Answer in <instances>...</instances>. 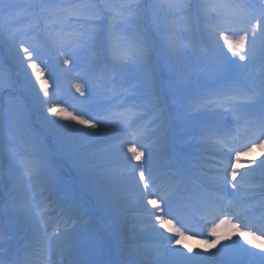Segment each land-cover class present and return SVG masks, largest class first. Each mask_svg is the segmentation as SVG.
Instances as JSON below:
<instances>
[{
	"label": "rangeland",
	"instance_id": "1",
	"mask_svg": "<svg viewBox=\"0 0 264 264\" xmlns=\"http://www.w3.org/2000/svg\"><path fill=\"white\" fill-rule=\"evenodd\" d=\"M88 1L98 3L100 8L103 6V11L94 8L101 14L99 19L92 21L93 24L99 25V29H93L91 26L81 27L75 16L64 19V7L75 8L82 5V0H4L6 7H0V28L3 29L4 35L15 32L31 22L35 16H46L51 22L53 13L59 21L56 27L63 29L67 34L96 31L95 39L85 36L84 46L75 52L69 48L64 49L73 56L74 62L68 65H64L60 58L59 47L53 49L47 43L48 37L42 30L43 20L40 22V30L32 34L30 43L39 52L38 67L43 72L42 79L48 81L50 97L56 102L52 106L63 108L66 113L73 115L80 113V118L83 119L99 120L103 125V134L94 138L91 144L56 140L40 119V109L35 103V96L39 94L41 100L44 97L35 77L31 75V69H27L28 75L25 76L10 45L0 41V264H12L16 261H23L24 264H58L70 258L69 245L75 241H79V255L87 264H186L181 257L171 256L166 251V242L157 236L153 237V233L161 230L160 233L165 236L168 229L177 223L179 206L175 202H178V195L184 187L183 181L190 186L201 185L205 189H212L206 176H210V171H217L218 160L213 157L214 153L221 152L218 158H222L226 149L211 141H205L203 137L214 134L216 129L200 124L201 115L196 112L188 115L182 105L195 103L209 96L227 97L238 89H250L253 84L258 85L260 70L264 67L261 62L264 56V39L258 37L250 48L246 44L251 60L241 62L238 57H233L228 52L222 39L227 35L230 40H238L239 34L233 33L238 32L239 24L220 33L217 37L219 48L215 51L208 45L204 26L192 27L191 31H187L182 25L180 36L184 41L190 42V47L186 48V57L182 64L178 65L167 50L166 25L163 18L154 17L153 25L148 26L151 5L155 0ZM128 2L136 8L138 18L132 23L117 20L110 24V10ZM190 2L195 5L199 0ZM239 2L257 9L264 7V0ZM41 3L51 5L52 9L42 12L39 8ZM141 16L143 22H140ZM49 26L53 25L50 23ZM110 32L113 40H118L124 45L142 42L145 49L143 65L129 61V68L124 72L115 67L109 53ZM68 38L71 39V35ZM241 64L245 66L240 67ZM181 67L188 79L179 96L180 103L173 104L169 85ZM29 77L31 84L28 83ZM102 77L110 86L115 87L119 95L104 87L105 80ZM70 79L74 81L73 85L68 82ZM149 79L156 86L151 89L142 87ZM78 83L82 87L86 86L83 96L76 91L75 85ZM124 89H132L141 96L155 92L160 101L161 120L150 127L143 138L146 144L151 145V156L145 154L140 160L132 159L128 149L141 150L135 143L124 144L122 151L131 165L138 166L147 160V167L155 183L167 181L168 177L172 179L171 176H177L179 179H173V182L164 185V188H159L165 190L169 185H178L167 205V214L157 213L166 221L165 226L159 225L154 217L143 216L134 205L127 202L128 181L115 174L120 170L128 171L124 159L114 154L112 149V145L123 138L122 129L118 122H109L103 117L108 113L123 110L135 99V96L125 93ZM259 110L256 107L252 111V116L257 120L260 116ZM217 112L223 117V123L230 125V130L235 132L232 114L224 112L223 109H217ZM43 114L48 115L46 111ZM9 118L16 121L17 127H8ZM48 118L57 119L51 116ZM148 119L149 117H145L143 123ZM57 123H70L82 132L92 131L82 125H75L72 121L57 120ZM21 136L36 146L30 155L45 161L41 176L36 182L39 183L40 179H43L56 193L48 201L50 217L46 226L30 218L26 209L21 207L32 199L30 182L23 176L16 160L7 156L9 147L18 151L24 150L25 144L21 142ZM252 139L254 137L248 134L242 135L233 142V147L246 150L251 146ZM77 153H88L94 157L91 180H87L82 174L75 158ZM241 160L242 168L254 169L264 160V153L260 148H256L250 155L242 156ZM189 161L195 162L192 171L185 169ZM250 164L251 167L248 166ZM181 171L182 175L179 173ZM255 174L260 175V170L257 169ZM135 179L138 181L139 176L136 175ZM254 185L251 191L256 193L255 199H259V185ZM140 190L144 191L142 186ZM48 195L46 192L45 197ZM57 198L66 200L65 208L72 209V223L67 228L61 227L59 231L56 230L57 221L62 223L66 213H62L57 207ZM148 198L156 199L155 193ZM157 203H161L159 199ZM144 205L149 212H156L154 206L148 205L146 200ZM161 207L164 208L165 205L161 204ZM235 217L237 216L234 214L229 215L231 223L221 225L217 229L216 237L208 235L203 239L202 233H190L189 226L181 228L185 235L179 246L191 248L189 257L193 258L201 256V248H205L210 257L216 259L212 264H224L227 261L225 256L233 260L237 249L228 250L227 247L234 241L237 233L232 225L235 224L241 232L252 231L246 224H242L244 216L238 222ZM222 218L220 216L212 223L219 224ZM253 233L259 239H237L238 253L251 250L256 257H264V251L261 250L264 248V235L254 231ZM130 234L135 236L131 237ZM186 238L199 241L190 244ZM217 238L218 242L213 246L212 241ZM199 244L203 247H199ZM259 262L264 264V261Z\"/></svg>",
	"mask_w": 264,
	"mask_h": 264
},
{
	"label": "snow or ice",
	"instance_id": "2",
	"mask_svg": "<svg viewBox=\"0 0 264 264\" xmlns=\"http://www.w3.org/2000/svg\"><path fill=\"white\" fill-rule=\"evenodd\" d=\"M0 7H6L4 0H0ZM32 7H36V5H32ZM84 7V5H79L75 8L71 6L64 7V19L66 20L71 16H75L77 18L76 22L80 23L81 27L91 26L93 29H99V25L92 23L93 20L100 18L99 12L95 11L93 6L89 5L87 14H83L82 10ZM39 8L44 12L50 11L52 6L41 3ZM197 12L200 19L205 22V36L212 51L219 48L217 37L220 33L228 31L232 26L239 24L240 28L238 32L233 33L239 34L238 40H230L227 35L223 36L222 39L228 52L233 57H238L241 62L251 60V57L248 55L249 48L255 44L258 37L264 39V7L257 9L241 3L239 0H199V3L195 5L190 0H155L151 5L148 26L151 27L153 25L154 17L163 18L166 25L167 50L170 57L178 65L182 64V61L186 57L185 50L190 47V42L184 41L180 36L181 24L179 22L182 20L184 29L191 31ZM53 16L54 18L51 22H49L46 16H35L31 22L9 35H4L3 29L0 28V41L10 45L17 59L18 66L25 76L28 75L27 69H31V75L35 77L40 86V92L43 93L44 97L41 100L39 94H37L35 96V103L38 109H40V119L51 135L61 142L72 140L80 141L84 144H91L98 135L96 130L102 129L103 125L99 120L83 119L80 118V113L73 115L66 113L63 108L58 109L52 106L56 102L50 97L48 81L42 79L43 72L38 67L40 63L38 59L39 52L32 46L30 39L32 34L40 30V22L43 20L44 28L42 30L48 37L47 43L53 49L59 47L60 58L63 60L64 65H68L70 62H74L73 56L65 52L64 49L69 48L75 52L76 49L84 46L85 36L88 39L94 40L96 31L67 34L63 29L56 27L59 21L55 18V13H53ZM137 18L136 8L133 7L131 2L121 4L118 8L110 10V24L117 20L132 23ZM139 19L140 22H143L142 16ZM213 20L214 22H209ZM50 23L53 25L52 27L49 26ZM69 35H71V39L68 38ZM246 44L249 48H246ZM109 53L113 65L119 68L121 72L127 71L129 61L137 65H143L145 59V49L142 42L133 45H124L118 40H113L111 32L109 38ZM261 62L264 64V56H262ZM244 66L243 64L240 65V67ZM102 79L105 80L104 87L110 88L113 93L119 95L114 86H110L105 78L102 77ZM187 79L188 77L181 67L180 72L169 85L171 88L170 98L173 104L180 103L179 96L183 91V85L187 82ZM28 83L31 84V77L28 78ZM155 86V83L151 79L142 85V87L149 89ZM75 87L81 96L85 95L86 86L82 87L78 83ZM124 92L135 96V99L126 108H123V110L116 113H108L103 117L104 120L109 122H118L122 129L123 138L117 144L112 145V149L114 154L124 159L128 171L120 170L115 174L128 181L129 191L126 195L127 202L134 205L143 216L148 218L154 217L156 222L163 226L166 221L162 216L157 215V213H166L169 200L177 190L178 185H169L167 190L161 191L152 179V174L147 167L148 161L145 160L143 164L138 166L131 165L122 151L124 144L135 143L141 150L137 151L136 148H129L128 151L132 154V159L140 160L145 154L149 157L151 156V145L146 144L143 138L148 129L161 120L160 101L156 97L155 92H149L145 96L133 92L132 89H124ZM182 107L188 115H191L193 112L199 113L202 117V123L206 127L216 129L214 134L203 137L205 141H211L219 145L222 149H226V154L222 156L216 165L217 171L211 177V183L214 185V189L211 192L210 199L206 201L223 218L220 219L219 224H213L208 229L209 236L216 237L217 229L221 225L230 224L231 220L228 217L232 214L238 217L244 216L245 218L255 217L259 221L264 222V160L253 169V172L257 169L260 170L259 188L261 192L259 199H255L256 193L251 191L255 187L250 182L251 175L239 171L242 166V156L250 155L256 148H260L262 153H264V67L260 70L259 84H253L250 89H238L227 97L209 96L197 100L195 103L182 105ZM256 107L260 109L258 120L252 116V111ZM217 109H223L224 112H230L232 114L236 126L235 132L230 130V125L223 123V117L217 112ZM44 111L48 113L47 116L43 114ZM49 116L56 117L57 119H49ZM145 117H149V119L146 123H143ZM57 120L72 121L75 125H82L92 129V131L82 132L80 128L73 127L70 123H57ZM8 127H17L16 121L9 118ZM225 128L229 130L226 131ZM245 134L254 137L250 141L251 146L247 147L246 150L233 147V142ZM21 142L25 144L23 151H18L14 147H9L7 150V156L16 160L22 169L23 176L30 182L32 199L27 205H21V207L26 209L30 214V218L46 226L50 217V204L48 201L56 193L54 188L43 179H40L39 183L36 182L41 176L45 161L30 155L36 147L34 144L24 140L23 136H21ZM154 143L155 141H153ZM75 158L78 161V166L82 174L87 180H91L94 157L88 153H77ZM194 163V161L187 162L185 169L192 171ZM248 166L251 167V164ZM136 175L139 176L138 181L135 179ZM141 186L144 189L143 192L140 190ZM228 187L233 189V199L230 201L224 200L222 196L217 195V193L226 191ZM46 192L49 194L47 197H45ZM154 193L156 199H149L148 197ZM157 199L161 203L158 204ZM145 200L148 205L154 206L156 212H149L147 210L144 205ZM55 203L62 210V213H66V218L62 220V223H57L56 225V230L59 231L61 227L67 228L72 223V209L65 208L67 201L62 198H57ZM161 204L165 205V207L162 208ZM232 227L237 230V234L241 237L259 239L258 236H254L253 231L241 232L235 224ZM153 234L161 240L166 241L167 244H171L173 248H175V245L182 243L185 235L179 228L174 230V238L164 237L161 233L155 231ZM217 242L218 238L212 241V245L214 246ZM79 247V241H75L69 245L70 258L66 261H60L58 264H84L79 258ZM261 250L264 251V248ZM188 251L191 252L192 249L189 248ZM174 255L180 256L185 260L194 259L193 257H184L182 253L178 252L174 253ZM249 255L255 259L264 261V257H256L255 253H249ZM199 259L203 260L207 258L199 257ZM12 264H24V262H12Z\"/></svg>",
	"mask_w": 264,
	"mask_h": 264
},
{
	"label": "bare ground",
	"instance_id": "3",
	"mask_svg": "<svg viewBox=\"0 0 264 264\" xmlns=\"http://www.w3.org/2000/svg\"><path fill=\"white\" fill-rule=\"evenodd\" d=\"M180 24H181V26L183 25V22L181 23V22H179ZM199 26L201 27H203L204 26V22H202L201 21V19H200V17H199V15H198V12L196 13V15H195V23H194V25H193V27L194 28H199ZM68 82H70V83H72V85H73V83H74V81L72 80V79H70ZM97 131V133H98V135L95 137V138H98V137H100V135H102L103 134V130L102 129H97L96 130ZM249 171V174L251 175V180H250V182L254 185V184H258L259 185V183H260V180H259V177H260V175H256L255 174V172H253V169H247V168H245V167H243V168H241L239 171L240 172H242V171ZM182 172V171H181ZM238 179H239V177H238ZM198 188V187H197ZM198 189H200V188H198ZM198 189H196L198 192H200V190H198ZM226 191H230V193L232 194L233 193V189L232 188H227L226 189ZM260 192H261V189H260ZM204 194V193H203ZM193 195L195 196V197H197L198 196V193L197 192H193ZM209 195V197L208 198H206L205 199V202L206 201H208L209 199H210V195L211 194H208ZM201 196V195H200ZM200 196H198L197 197V199H196V202L197 201H200L201 202V197ZM195 200L192 202V204L194 205L195 203ZM205 211V213L207 214L206 216H213V215H215L216 213H217V211L210 205V204H208L207 203V206L205 207V209H204ZM230 211V210H229ZM196 217H198V218H200L201 216L200 215H196ZM241 216H239V218H240ZM243 217V216H242ZM251 219L253 218V217H250ZM255 219V218H254ZM258 219L256 218V220L255 221H257ZM251 222L250 221V219L249 220H246L245 219V223L246 222ZM197 222H199L200 223V226L202 227V230H201V233H202V238L204 239V238H207L208 237V229L210 228V227H212L213 226V224H206V223H204V221L201 219H199V220H197ZM244 223V222H243ZM259 223V222H258ZM257 223V224H258ZM166 224H164V226H165ZM177 227H175V226H172V227H170L169 229H168V231L165 233V236L164 237H169V238H174V230L176 229ZM256 230L257 231H261V232H264V224H258L257 225V227H256ZM160 231L161 230H158L157 232L158 233H160ZM192 233H197V235H198V232H192ZM201 235V234H200ZM130 236L131 237H134L135 236V234H130ZM153 237H155V235L153 236ZM239 237H241L240 235H238L237 233H236V235H235V239H234V241L232 240L231 242H230V244L228 245V250H230V249H232V248H235V249H237L236 250V253H238V250H239V246H238V244H236V242H238L237 241V239L239 238ZM134 239V238H133ZM186 239H188V238H186ZM186 241H188L190 244H194V243H197V241H199V240H195V239H188V240H186ZM166 242V241H165ZM166 244H167V242H166ZM200 245V246H199ZM198 246L199 247H203L201 244H199ZM152 253L154 252V250H150ZM166 251L171 255V256H176V255H174V253H176V252H178V253H182L183 254V256L184 257H189L190 256V253L191 252H189L188 251V249H187V247H185V246H183V245H181V246H179V245H175V248H173V246L171 245V244H167V248H166ZM229 253H231V251H228ZM249 253H252V252H249V251H247V252H242V253H240V256H239V258H238V261L237 262H231V261H229V257H227V256H225V259L227 260L226 262H225V264H260L259 263V261L257 260V259H255V258H253L252 256H250L249 255ZM200 255L201 256H199V257H206L207 259H203V260H201V259H199V257H194V259L195 260H192V261H189V260H185V259H182V261L183 262H186V264H212V263H214L215 261H216V259L214 260V258H212V257H210V255H209V253H208V251H206V249L205 248H201V252H200ZM231 255H233V254H231ZM178 257H180V256H178ZM79 258L84 262V264H87V262L86 261H84L83 260V258H82V256H79ZM218 262V261H217ZM219 263V262H218Z\"/></svg>",
	"mask_w": 264,
	"mask_h": 264
},
{
	"label": "trees",
	"instance_id": "4",
	"mask_svg": "<svg viewBox=\"0 0 264 264\" xmlns=\"http://www.w3.org/2000/svg\"><path fill=\"white\" fill-rule=\"evenodd\" d=\"M83 5H84V4H83ZM84 6H85V5H84ZM87 7H88V6H85L84 9H83V10H84V11H83L84 14H87V12H88V11H87V9H88Z\"/></svg>",
	"mask_w": 264,
	"mask_h": 264
}]
</instances>
